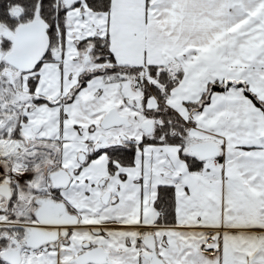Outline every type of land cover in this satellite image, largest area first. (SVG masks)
I'll return each instance as SVG.
<instances>
[{"label":"snow or ice","instance_id":"6c2138e0","mask_svg":"<svg viewBox=\"0 0 264 264\" xmlns=\"http://www.w3.org/2000/svg\"><path fill=\"white\" fill-rule=\"evenodd\" d=\"M0 264H264V0H0Z\"/></svg>","mask_w":264,"mask_h":264}]
</instances>
